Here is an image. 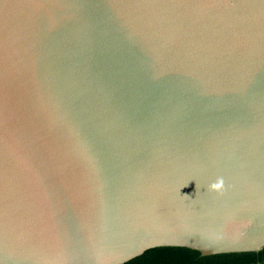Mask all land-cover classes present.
Listing matches in <instances>:
<instances>
[{
  "label": "water",
  "instance_id": "1",
  "mask_svg": "<svg viewBox=\"0 0 264 264\" xmlns=\"http://www.w3.org/2000/svg\"><path fill=\"white\" fill-rule=\"evenodd\" d=\"M168 247L264 248V0H0V264Z\"/></svg>",
  "mask_w": 264,
  "mask_h": 264
},
{
  "label": "trees",
  "instance_id": "2",
  "mask_svg": "<svg viewBox=\"0 0 264 264\" xmlns=\"http://www.w3.org/2000/svg\"><path fill=\"white\" fill-rule=\"evenodd\" d=\"M145 264H253L264 261V248L258 253L230 255L202 260L185 248H154L142 254Z\"/></svg>",
  "mask_w": 264,
  "mask_h": 264
},
{
  "label": "clouds",
  "instance_id": "3",
  "mask_svg": "<svg viewBox=\"0 0 264 264\" xmlns=\"http://www.w3.org/2000/svg\"><path fill=\"white\" fill-rule=\"evenodd\" d=\"M223 181L221 180L219 183H214L211 185V188L214 190H218L222 187Z\"/></svg>",
  "mask_w": 264,
  "mask_h": 264
},
{
  "label": "flooded vegetation",
  "instance_id": "4",
  "mask_svg": "<svg viewBox=\"0 0 264 264\" xmlns=\"http://www.w3.org/2000/svg\"><path fill=\"white\" fill-rule=\"evenodd\" d=\"M263 262V261H262ZM259 263H261V262H259ZM253 264H257V263H253Z\"/></svg>",
  "mask_w": 264,
  "mask_h": 264
}]
</instances>
